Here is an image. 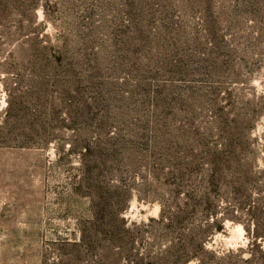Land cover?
<instances>
[{
  "label": "rangeland",
  "instance_id": "rangeland-1",
  "mask_svg": "<svg viewBox=\"0 0 264 264\" xmlns=\"http://www.w3.org/2000/svg\"><path fill=\"white\" fill-rule=\"evenodd\" d=\"M0 101V264H98L105 203L141 250L252 240L220 218L264 193V0H0Z\"/></svg>",
  "mask_w": 264,
  "mask_h": 264
},
{
  "label": "trees",
  "instance_id": "trees-1",
  "mask_svg": "<svg viewBox=\"0 0 264 264\" xmlns=\"http://www.w3.org/2000/svg\"><path fill=\"white\" fill-rule=\"evenodd\" d=\"M221 188L223 185H206L193 203V209L206 217L213 218V221H218V209L214 196ZM241 192V188H238L236 196ZM244 197L243 200L236 201L228 207L227 213H224L220 219L229 218L242 223L246 234L252 236V240L247 248L230 250L221 255L206 249L202 243L194 248L188 246V243L175 242L156 252L136 248L129 240L138 234L136 229L139 226L135 222L128 225L123 218L117 219L115 212L117 214L119 209L115 211L111 203L104 205V209L108 212L107 216L87 221L85 228L93 230L96 236H102L101 241L98 238L95 240L97 246L102 248L98 264H188L192 258H199L201 264H250L256 259L259 264H264V193H260L253 201L245 195ZM165 214L163 207L159 218L151 219L150 222H164ZM175 218L180 219V216H175ZM106 242L108 247H105ZM84 244H86V238L81 235L79 245ZM200 251L205 258L202 257ZM246 252L247 255H245ZM80 256L84 258L86 254L83 253Z\"/></svg>",
  "mask_w": 264,
  "mask_h": 264
},
{
  "label": "clouds",
  "instance_id": "clouds-1",
  "mask_svg": "<svg viewBox=\"0 0 264 264\" xmlns=\"http://www.w3.org/2000/svg\"><path fill=\"white\" fill-rule=\"evenodd\" d=\"M3 102L2 101H0V104H2Z\"/></svg>",
  "mask_w": 264,
  "mask_h": 264
}]
</instances>
